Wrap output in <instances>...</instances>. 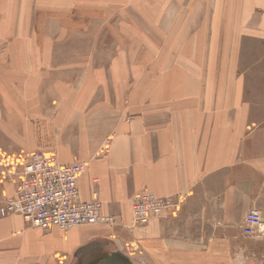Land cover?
Here are the masks:
<instances>
[{
  "label": "crops",
  "instance_id": "obj_1",
  "mask_svg": "<svg viewBox=\"0 0 264 264\" xmlns=\"http://www.w3.org/2000/svg\"><path fill=\"white\" fill-rule=\"evenodd\" d=\"M16 1L0 0V39L33 33L34 12L1 20ZM61 3L48 0L30 40H79L73 50L39 51L42 61L28 65L12 46L5 54L0 147L11 140L30 151L42 139L39 149L58 162L82 161L79 199L94 195L115 222L63 230L0 217V264H106L116 255L131 264H264V232L242 230L250 208L264 228V0H71L51 12ZM78 49L84 67L51 59ZM25 116L56 123L35 129ZM144 190L176 203L136 225L131 197ZM13 195L0 182V202Z\"/></svg>",
  "mask_w": 264,
  "mask_h": 264
},
{
  "label": "built area",
  "instance_id": "obj_2",
  "mask_svg": "<svg viewBox=\"0 0 264 264\" xmlns=\"http://www.w3.org/2000/svg\"><path fill=\"white\" fill-rule=\"evenodd\" d=\"M84 169L83 162L60 163L41 150L0 148V182L14 185V195L0 202V217L18 213L26 223L42 229L114 223V217L104 213L97 197L79 199L77 182ZM175 203L172 196L136 192L131 197L133 224H145L152 217L162 216L173 210ZM242 230L246 235L264 232L258 209L247 210Z\"/></svg>",
  "mask_w": 264,
  "mask_h": 264
},
{
  "label": "rangeland",
  "instance_id": "obj_3",
  "mask_svg": "<svg viewBox=\"0 0 264 264\" xmlns=\"http://www.w3.org/2000/svg\"><path fill=\"white\" fill-rule=\"evenodd\" d=\"M50 1H52V0H50ZM64 1H67V3L65 4ZM18 3L21 4V7H20V5H18L17 10H15L13 12L8 11V10L3 11L1 13V20H3L4 23L7 20H10L9 14H10V17L12 19H15V16H14L15 13L17 14V20H18V19H21L22 17H24L25 11H28L30 14H32L34 12L35 17H36V22H35L34 27H33V33L18 35L17 38H21L18 41H15L12 39L6 40L4 38L0 39V66H3V67L6 66V57L7 56H5V54L8 51L9 46H12L14 49L16 48L19 52H24V56H27L26 58H24V62H25V65H28L31 63V61H32V63L34 62L33 58H35L37 61H42L41 56H42L43 52H45L46 54H49V53L50 54H53V53L56 54L58 50H64L66 48V46L69 44L73 45L71 48L72 50L75 48V45L78 44L79 40L74 41V42L66 41L64 36H62V37L55 36L54 38L52 37L50 40L46 39V41L30 40L32 36L33 37L36 35L40 36V34H41L37 20L44 18L42 10H43V7H45V4H46V7L48 6V0H45V1L44 0H17L14 5L17 6ZM70 6H72L71 0H62L61 7L60 8H58V6L51 7V12L59 11L60 9H63V10L68 9ZM206 11H208V10H206ZM51 19L54 21L56 18H51ZM4 23H3V25H4ZM103 27H105V26H103ZM102 31H104V29ZM101 43L104 44L105 42H101ZM99 44H100V42H99ZM100 48H104V47H102L100 45ZM39 51L41 53V56L38 57L37 53L39 54ZM33 52H35L34 55H32ZM80 52L81 51L78 49V51L75 54L76 57L64 56L63 59H58L56 56H53V57H51V59L55 63L60 64L62 67L63 66H71L74 64L82 65L84 67V65L87 64V58L82 56V55H79ZM78 55L81 57H78ZM12 59L16 60V56H14ZM229 59H231V58H229ZM82 69L84 70V68H82ZM81 75L84 76L85 73H82ZM86 76H88V74ZM18 82L20 83V80H18ZM120 111L122 112L121 109H120ZM5 117L6 116H3L2 125H4V123H5ZM27 117L29 119V121H27V122L29 124L33 123L35 129L40 128L41 120L45 121L46 123L49 122L51 128L53 126H55V123H56L55 122L56 116H27ZM21 124H22V122H21ZM23 124H25V123H23ZM41 141H42V139L39 140L38 147H35L34 149H32L30 151H25L23 148H16L17 150H13L12 148H14L13 147L14 143L10 140L11 143L7 145L8 148H6V149H11L13 151L21 150V151H25V152H32L35 150H41V149H39V148L43 147ZM80 162H82V161H80ZM1 202H2V200H1ZM26 224H28V223H26ZM125 252L129 256H132V254H131L132 252H127V251H125Z\"/></svg>",
  "mask_w": 264,
  "mask_h": 264
},
{
  "label": "water",
  "instance_id": "obj_4",
  "mask_svg": "<svg viewBox=\"0 0 264 264\" xmlns=\"http://www.w3.org/2000/svg\"><path fill=\"white\" fill-rule=\"evenodd\" d=\"M106 264H131L126 257L116 255L111 257Z\"/></svg>",
  "mask_w": 264,
  "mask_h": 264
}]
</instances>
